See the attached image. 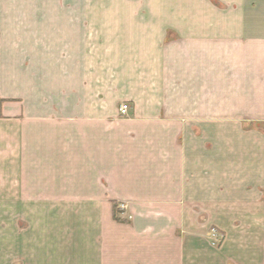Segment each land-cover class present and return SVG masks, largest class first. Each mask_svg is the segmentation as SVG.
Here are the masks:
<instances>
[{"label":"crops","instance_id":"0c3cea01","mask_svg":"<svg viewBox=\"0 0 264 264\" xmlns=\"http://www.w3.org/2000/svg\"><path fill=\"white\" fill-rule=\"evenodd\" d=\"M72 1L18 27L16 199L60 200L33 214V264H264V197L245 193L264 190V0ZM246 124L260 147L217 150L218 125ZM218 157L224 188L260 200V239L194 208Z\"/></svg>","mask_w":264,"mask_h":264},{"label":"rangeland","instance_id":"374dc122","mask_svg":"<svg viewBox=\"0 0 264 264\" xmlns=\"http://www.w3.org/2000/svg\"><path fill=\"white\" fill-rule=\"evenodd\" d=\"M72 0H0V264L9 260L11 264L23 263L33 264L32 259V227L33 214L39 213L48 216L57 207L60 200H17L15 182V149H16V130H17V108L21 92L18 90V74L22 71V61L26 63L25 75L28 71L32 72V50L31 41L29 44H18L19 26H26L34 20L48 19L51 13L34 12V5L38 2L45 5H64ZM78 1V2H76ZM111 2L113 0H83V3L96 4L101 2ZM72 3H80V0H73ZM59 15V14H54ZM46 17V18H45ZM31 26V25H29ZM23 73V72H22ZM32 79H30L31 81ZM21 86V85H20ZM125 103V102H123ZM122 103V104H123ZM217 150L240 149L247 147H260V124H246L241 126L218 125L217 127ZM244 134V136H241ZM248 135V136H245ZM255 136V137H253ZM247 137V140L245 139ZM259 144V145H258ZM225 157H218L217 188L216 200H200V205H194L195 209L205 217L210 207L217 208L216 215L220 220H232L237 228L257 229L256 238L260 239V200H241L240 190L224 188L228 186L223 180L227 174L223 170L227 169L230 162L225 165ZM230 161V158H227ZM221 161L224 163L221 164ZM234 174V182H240ZM236 176V177H235ZM220 186V188H218ZM203 190V189H202ZM202 197L208 198L209 191H202ZM258 197H264V190L249 189L245 193ZM260 192V193H259ZM263 203L264 200H261ZM39 203V204H36ZM125 209L124 204L120 205ZM40 210V211H39ZM50 212V213H51ZM55 212V211H54ZM236 213V216L229 217V213ZM205 213V214H204ZM117 219L116 216H113ZM229 217V218H227ZM19 218V219H18ZM204 220V218H203ZM228 223V221H227ZM19 229V230H18ZM206 240L211 247L218 249L224 240V235L216 226L207 227ZM24 240V252H17L16 240ZM255 237H247L249 240L256 241ZM6 238L8 242L6 243ZM250 244H253L250 242ZM22 245L19 246L20 250Z\"/></svg>","mask_w":264,"mask_h":264},{"label":"built area","instance_id":"2783aa9c","mask_svg":"<svg viewBox=\"0 0 264 264\" xmlns=\"http://www.w3.org/2000/svg\"><path fill=\"white\" fill-rule=\"evenodd\" d=\"M119 111H120L121 115H126L127 111H128V104L127 103L121 104L120 108H119Z\"/></svg>","mask_w":264,"mask_h":264},{"label":"trees","instance_id":"16d2710c","mask_svg":"<svg viewBox=\"0 0 264 264\" xmlns=\"http://www.w3.org/2000/svg\"><path fill=\"white\" fill-rule=\"evenodd\" d=\"M116 207V204L114 203V208Z\"/></svg>","mask_w":264,"mask_h":264}]
</instances>
